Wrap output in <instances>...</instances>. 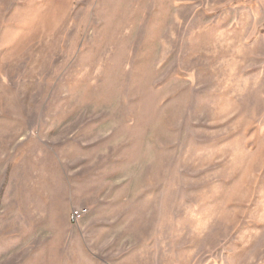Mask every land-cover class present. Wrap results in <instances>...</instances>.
Here are the masks:
<instances>
[{
	"label": "rangeland",
	"instance_id": "1",
	"mask_svg": "<svg viewBox=\"0 0 264 264\" xmlns=\"http://www.w3.org/2000/svg\"><path fill=\"white\" fill-rule=\"evenodd\" d=\"M0 264H264V0H0Z\"/></svg>",
	"mask_w": 264,
	"mask_h": 264
},
{
	"label": "built area",
	"instance_id": "2",
	"mask_svg": "<svg viewBox=\"0 0 264 264\" xmlns=\"http://www.w3.org/2000/svg\"><path fill=\"white\" fill-rule=\"evenodd\" d=\"M81 213H82L81 211L73 212L72 217H73V218H76L77 216H80Z\"/></svg>",
	"mask_w": 264,
	"mask_h": 264
}]
</instances>
